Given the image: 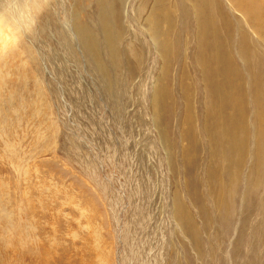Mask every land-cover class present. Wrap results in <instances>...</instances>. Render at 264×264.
<instances>
[{"label": "rangeland", "instance_id": "1", "mask_svg": "<svg viewBox=\"0 0 264 264\" xmlns=\"http://www.w3.org/2000/svg\"><path fill=\"white\" fill-rule=\"evenodd\" d=\"M140 2L121 6L125 31L117 41L134 67L110 66L97 34L99 56L109 65L105 77L75 29L76 20L98 26L99 0H0L9 23L0 33V264L209 262L174 216L176 194L203 249L211 242L232 251L255 224L247 210L227 233L207 205L215 203V187L204 179L212 165L202 131L205 94L199 83L192 91L180 87L176 63L161 109L167 137L161 136L152 93L162 65L143 29L145 15L135 18ZM127 42L136 56L125 51ZM187 106L192 133L183 121ZM250 165L247 157L243 174ZM259 188L264 192V182Z\"/></svg>", "mask_w": 264, "mask_h": 264}, {"label": "bare ground", "instance_id": "2", "mask_svg": "<svg viewBox=\"0 0 264 264\" xmlns=\"http://www.w3.org/2000/svg\"><path fill=\"white\" fill-rule=\"evenodd\" d=\"M125 2L99 0L96 28L80 20L75 23L82 45L94 56L105 77L109 65L99 56L97 34L109 49L110 66L120 67L123 61L133 65L117 50V41L125 31L121 19V6ZM141 17L146 36L155 44L161 59V74L152 93L154 119L160 125L161 136L167 137L161 109L168 98L170 69L176 63L180 65V87L192 91L199 83V90L205 94L202 131L209 141L212 165L206 168L204 179L215 187V203L208 201L207 205L214 206L215 216L227 233L234 229L237 215L247 210H250L248 217L255 214L256 221L246 226L249 237L237 239L230 251L211 242H205L206 249L201 248L199 230L193 226L178 194L173 199L174 216L180 224H186L198 252L209 256V262L202 264H264V192L259 190L264 182V0H141L135 18ZM7 23V14L0 7V33H4ZM126 48L132 56L137 55L132 43L127 42ZM186 101L190 105L191 96ZM186 109L183 121L191 128L193 122L189 118L194 115L189 106ZM192 143L190 146L194 148ZM187 154L185 150V171L192 165ZM247 157L251 158V165L244 175L246 171L242 168ZM240 194L242 211L236 204ZM195 202L203 213L212 214L211 208L204 207L199 200ZM186 264L195 262L189 260Z\"/></svg>", "mask_w": 264, "mask_h": 264}]
</instances>
